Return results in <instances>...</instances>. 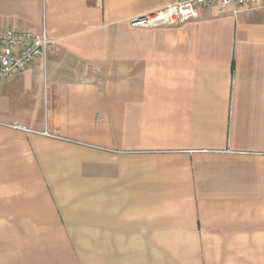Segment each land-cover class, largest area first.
Masks as SVG:
<instances>
[{
    "label": "crops",
    "instance_id": "1",
    "mask_svg": "<svg viewBox=\"0 0 264 264\" xmlns=\"http://www.w3.org/2000/svg\"><path fill=\"white\" fill-rule=\"evenodd\" d=\"M0 0L57 46L0 79V264H264V7Z\"/></svg>",
    "mask_w": 264,
    "mask_h": 264
},
{
    "label": "built area",
    "instance_id": "2",
    "mask_svg": "<svg viewBox=\"0 0 264 264\" xmlns=\"http://www.w3.org/2000/svg\"><path fill=\"white\" fill-rule=\"evenodd\" d=\"M264 7V0H175L161 8L139 14L130 19L134 27L177 26L198 18L207 9L224 12L232 8ZM57 46L47 28L40 30L16 27L0 28V79L9 78L25 69L38 58H47Z\"/></svg>",
    "mask_w": 264,
    "mask_h": 264
}]
</instances>
